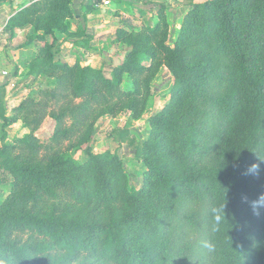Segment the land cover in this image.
<instances>
[{
    "label": "rangeland",
    "instance_id": "1",
    "mask_svg": "<svg viewBox=\"0 0 264 264\" xmlns=\"http://www.w3.org/2000/svg\"><path fill=\"white\" fill-rule=\"evenodd\" d=\"M210 1L115 0L85 9L98 15L85 16L82 28L71 15L68 32L54 42L46 34L25 43L27 36H10L0 24V86L11 119L5 155L20 168L0 187V264L159 261L165 232L152 190L162 184L148 164L173 175L189 168L164 154L163 136L174 132L156 119L163 109L176 118L173 95L204 77L206 57L182 34L221 29L217 14L203 7ZM232 83L226 97L234 120L215 158L224 171L234 169L236 137L257 109L238 75ZM221 215L215 206L209 264H225L230 253ZM261 233L253 264H264V220Z\"/></svg>",
    "mask_w": 264,
    "mask_h": 264
},
{
    "label": "trees",
    "instance_id": "2",
    "mask_svg": "<svg viewBox=\"0 0 264 264\" xmlns=\"http://www.w3.org/2000/svg\"><path fill=\"white\" fill-rule=\"evenodd\" d=\"M68 2H34L16 12L7 28L13 31L15 27L34 26L37 33L29 35L26 43L35 38L44 40L46 34L52 35L54 42L55 33L65 34L69 30L72 13ZM203 7L217 14L221 29L214 34H182V38L183 43L187 39L206 57L204 77L195 87L186 82L187 85L173 95L176 118L163 109L156 119L157 126L174 132L172 137L163 136L164 154L173 161L187 163L189 171L173 175L148 164L162 184L152 192L165 232L164 241L157 245L162 257L153 264H209L211 251L217 247L214 243L215 206L224 212L219 220L229 223L226 242L230 253L225 264H253L262 237L264 211L259 208L258 214L254 212L251 202L264 192V161L260 160H264V0L254 5L242 0H213ZM235 75L241 79L246 99L257 105V109L254 108L255 114L252 112L248 128L236 137L238 155L234 169L224 171L216 167L215 158L220 151L222 130L234 120L232 105L226 96ZM4 93V87L0 86V120L3 122L0 187L9 180L8 173L20 170L10 165L5 155L6 127L11 119L4 112ZM113 132L124 133L119 129ZM193 141L197 142L199 151ZM212 155L214 159L210 161ZM206 158L208 163L200 165ZM86 160L82 156L78 161ZM253 163L260 167L256 173H249L247 169ZM166 185H171L170 190L163 188ZM4 222L0 216V228Z\"/></svg>",
    "mask_w": 264,
    "mask_h": 264
},
{
    "label": "crops",
    "instance_id": "3",
    "mask_svg": "<svg viewBox=\"0 0 264 264\" xmlns=\"http://www.w3.org/2000/svg\"><path fill=\"white\" fill-rule=\"evenodd\" d=\"M42 1V0H0V24L2 26V31H7L10 33V36L15 34H23L25 36H29L30 30H34V26H26L23 28H13V31L9 30L7 28V23L9 19L20 9L29 6L30 4ZM69 9L72 13V16L75 19V22L79 27L84 25L85 16L87 18L90 17H97L98 14L93 13L92 11L86 12L85 9H92V8H98V6L95 5L94 0H69L68 2ZM69 17H65V19H68ZM91 18V19H92ZM93 22L96 20H92ZM71 25L73 23L71 22ZM82 28V27H81ZM40 33L41 31L38 30ZM87 34H89L88 31H85ZM63 33H55V36H61ZM26 43V39L24 40ZM61 51V50H60ZM63 52V51H62ZM70 55V56H69ZM68 58H72L71 54H66ZM15 65V63H13ZM19 96V95H18Z\"/></svg>",
    "mask_w": 264,
    "mask_h": 264
},
{
    "label": "clouds",
    "instance_id": "4",
    "mask_svg": "<svg viewBox=\"0 0 264 264\" xmlns=\"http://www.w3.org/2000/svg\"><path fill=\"white\" fill-rule=\"evenodd\" d=\"M261 161H264L262 159H260ZM260 165L257 163H253L249 166V168L247 169V171L249 173H256L257 170L259 169ZM251 207L253 209L254 212H257V209L259 208H264V192L260 193L258 199L254 200L251 202ZM258 214V212H257Z\"/></svg>",
    "mask_w": 264,
    "mask_h": 264
},
{
    "label": "built area",
    "instance_id": "5",
    "mask_svg": "<svg viewBox=\"0 0 264 264\" xmlns=\"http://www.w3.org/2000/svg\"><path fill=\"white\" fill-rule=\"evenodd\" d=\"M115 0H94L96 6H103L108 7L110 6Z\"/></svg>",
    "mask_w": 264,
    "mask_h": 264
}]
</instances>
